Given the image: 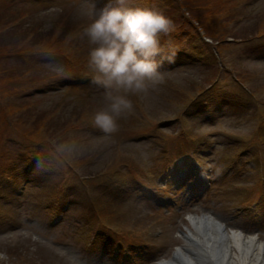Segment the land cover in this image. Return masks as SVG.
<instances>
[{
	"label": "rangeland",
	"instance_id": "1",
	"mask_svg": "<svg viewBox=\"0 0 264 264\" xmlns=\"http://www.w3.org/2000/svg\"><path fill=\"white\" fill-rule=\"evenodd\" d=\"M106 3L108 0H0V107L16 108L22 101L34 104V113H20L21 119L15 118L8 131L10 139L0 145V155L5 152L15 163V179L28 181L21 193L19 185L5 180L0 171L2 191L8 194H0V208L13 211L17 220L14 225L0 213V264H159L186 245V234L193 228L185 219L189 214H212L229 229L259 233L264 240V206L253 215L255 222L238 207L234 199L238 194L220 191L222 185L217 181L207 192L197 188L204 180L200 166L211 147L210 139H220L212 170L231 176L232 168L240 175L244 172L240 161L245 159L264 175V0H179L180 8L178 0H133L134 6H147L175 22L169 33L160 35L161 51L154 58L162 80L154 85L149 82L146 93L128 95L133 111L118 121L119 131L110 137L93 126L104 89L93 81L84 85L70 81L95 75L88 67L90 45L82 34L93 14L98 15ZM1 16L11 21L20 16L21 21L7 30L9 21ZM205 26L216 40L209 51L195 34H203ZM173 58L184 61L169 65L167 60ZM49 86L61 88L44 93ZM32 90L36 94L25 97ZM210 105L218 107L212 112L218 113L215 117L208 115ZM258 113L262 118L256 120ZM210 119L220 124L210 125ZM38 121L48 129H42ZM228 129L239 135L221 132ZM210 132L228 135L227 140L210 137ZM29 134L49 137L54 149ZM153 135L165 140L160 142L163 153ZM1 137L0 131V142ZM203 138L209 139L206 146ZM71 141L78 145L77 152L65 149V142ZM36 153L44 155L39 157L44 168L32 174L25 165ZM161 155L164 158L159 162ZM239 156L243 158L237 161ZM141 158L151 165L140 163ZM174 161L183 167L176 169L174 179V193L181 205L162 208L159 204L172 201V194L163 200L168 193H159L163 174L150 178L165 162ZM69 162L81 165L73 171ZM45 171L46 177L40 180ZM112 172L122 174L126 182L129 176L134 178L145 185L146 192L140 185L118 184ZM93 173L90 181L83 177ZM184 173H192L186 182H182ZM225 176H220L223 184ZM262 186L258 179L259 191ZM190 188L196 189L190 192ZM241 191L245 196V190ZM107 198L129 209L135 218L106 219L102 224L112 230L97 233L90 226L101 222L100 212L109 206ZM67 199L71 208L58 220V210ZM92 199L101 209L94 208L87 217L84 204ZM119 230L123 236L130 234L133 256L123 249L116 251V239L108 237L118 235ZM106 238L110 244L104 242Z\"/></svg>",
	"mask_w": 264,
	"mask_h": 264
},
{
	"label": "clouds",
	"instance_id": "2",
	"mask_svg": "<svg viewBox=\"0 0 264 264\" xmlns=\"http://www.w3.org/2000/svg\"><path fill=\"white\" fill-rule=\"evenodd\" d=\"M170 29L163 13L134 6L133 0H108L84 28L82 36L90 45L88 67L95 73L93 82L104 89L93 126L105 137L117 133L118 121L133 111L128 95L146 93L149 82L162 80L154 58L161 51L160 35ZM65 149L77 152L78 145L65 142Z\"/></svg>",
	"mask_w": 264,
	"mask_h": 264
},
{
	"label": "bare ground",
	"instance_id": "3",
	"mask_svg": "<svg viewBox=\"0 0 264 264\" xmlns=\"http://www.w3.org/2000/svg\"><path fill=\"white\" fill-rule=\"evenodd\" d=\"M190 221L193 228L186 234V245L159 264H264V240L259 235L227 231L224 222L208 213L191 214Z\"/></svg>",
	"mask_w": 264,
	"mask_h": 264
},
{
	"label": "trees",
	"instance_id": "4",
	"mask_svg": "<svg viewBox=\"0 0 264 264\" xmlns=\"http://www.w3.org/2000/svg\"><path fill=\"white\" fill-rule=\"evenodd\" d=\"M2 17V19L5 21V22H8V21H10L9 19H7V18H5V16H1ZM13 35H11V37H12ZM11 37H10V39H11Z\"/></svg>",
	"mask_w": 264,
	"mask_h": 264
}]
</instances>
